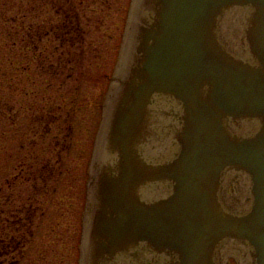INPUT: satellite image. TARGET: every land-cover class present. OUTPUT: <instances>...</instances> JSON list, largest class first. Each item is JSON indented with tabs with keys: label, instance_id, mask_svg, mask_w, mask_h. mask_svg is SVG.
I'll return each mask as SVG.
<instances>
[{
	"label": "water",
	"instance_id": "obj_1",
	"mask_svg": "<svg viewBox=\"0 0 264 264\" xmlns=\"http://www.w3.org/2000/svg\"><path fill=\"white\" fill-rule=\"evenodd\" d=\"M81 250L80 264H264V0L131 1Z\"/></svg>",
	"mask_w": 264,
	"mask_h": 264
},
{
	"label": "rangeland",
	"instance_id": "obj_2",
	"mask_svg": "<svg viewBox=\"0 0 264 264\" xmlns=\"http://www.w3.org/2000/svg\"><path fill=\"white\" fill-rule=\"evenodd\" d=\"M5 1L8 12L4 11L6 18L0 23V235L22 236V230L4 229L19 216L7 212L17 214L14 210L19 212L23 201L34 192L31 175L25 174L26 166L34 164L36 174L48 178L50 172L43 166L51 161L58 170L48 186L40 179L41 190L36 196L42 201L41 209L35 220L34 239L22 264H79L86 184L132 0H62L73 2L75 7L84 1V11L83 38L70 48L74 62L60 75L50 66L62 64L58 58L63 54L65 57L60 59H68L69 43L60 47L61 54L56 53L54 47L59 43L52 25L61 23L62 16L53 7L54 1ZM46 30L49 33L44 36ZM71 72L74 76L69 78ZM77 89L81 94L80 115L72 149L61 153L66 162L61 166L56 163L60 154L54 147L59 134L53 131L41 138L39 133L37 143H31L35 133L29 132L30 121L25 116H33L48 94L60 97ZM23 143L29 148H23ZM21 163L25 167L22 170ZM6 218L10 219L7 224Z\"/></svg>",
	"mask_w": 264,
	"mask_h": 264
},
{
	"label": "flooded vegetation",
	"instance_id": "obj_3",
	"mask_svg": "<svg viewBox=\"0 0 264 264\" xmlns=\"http://www.w3.org/2000/svg\"><path fill=\"white\" fill-rule=\"evenodd\" d=\"M60 30V28L55 29V31ZM72 27L69 24V28L66 30V34L68 36L69 48L67 50L68 59L61 60L60 58L65 57L64 54L62 57L58 58V61L62 62L59 66H55L52 64L50 67L53 69L56 75H60V72L64 69H69V65L74 62V58L72 60V50L71 47L75 45L76 39L82 32L80 30ZM55 38L59 36L58 32L53 33ZM65 42V44H66ZM64 43V42H63ZM62 43V44H63ZM71 43V44H70ZM64 44V46H65ZM66 47V46H65ZM59 53V52H58ZM64 53V52H62ZM61 54V53H60ZM84 55V51L81 53ZM65 72V71H63ZM74 76V72H71L68 77L71 78ZM50 86V85H49ZM44 102H41L40 106L36 108V113L34 111L33 116L28 117L27 115L25 118H28L30 121L29 132L35 133V136L32 138L31 143H37L36 137L39 136L44 138L46 136L52 135L53 131H56L59 134V137H55V144L54 147L58 149V159L57 165L65 166L66 162L64 158L61 157V153H69L73 146V136L75 135V126L76 120L79 119L80 109H81V94L79 95V90L77 89L76 92H72L68 90L67 93H63L60 97H55L53 95H47L43 98ZM67 131V132H66ZM66 132V133H65ZM46 146H50L46 144ZM22 147L27 149L29 148L27 143H23ZM34 164H29L26 166L25 174L31 175V179L33 180L32 188L34 192L30 194L27 200L22 203V207L18 211H15L17 214L10 213L11 216L16 217L19 215L15 221H10L9 218H6L7 226L4 227L6 230H22V236L16 235H9L7 233H2L0 235V264H22L23 258L27 255V247L32 244V240L35 236V220L38 216L37 213L41 209L42 201L36 196L38 195L39 191L41 190V185L39 183L45 184V186L49 185L50 177H54L56 174V170H58L57 166L51 164V161H48L46 165L43 166V169L49 171L48 178L38 176L36 171H34ZM25 168L24 164L21 163V170ZM89 169V168H88ZM42 179V180H40ZM53 179V178H52ZM43 186V185H42ZM44 188V186H43ZM230 189H232L230 187ZM233 191V190H232ZM86 199H87V184H86V191H85V203H84V210L86 208ZM13 212V211H12ZM44 214V213H42ZM85 214V213H84ZM44 217V216H43ZM82 214V219H83ZM82 222V220H81ZM11 224H13L11 226ZM16 225V226H15ZM82 226V225H81ZM17 229H16V228ZM20 233V232H18ZM1 234V232H0ZM4 234V235H3ZM7 235V236H6ZM19 237V238H18ZM232 260L229 261V264Z\"/></svg>",
	"mask_w": 264,
	"mask_h": 264
},
{
	"label": "trees",
	"instance_id": "obj_4",
	"mask_svg": "<svg viewBox=\"0 0 264 264\" xmlns=\"http://www.w3.org/2000/svg\"><path fill=\"white\" fill-rule=\"evenodd\" d=\"M45 1H49V0H45ZM54 1L53 2V7L56 8L57 13L62 16V22L61 23H57V24H53V30L54 33L58 32L59 36L56 38V40L58 41L59 45H55L54 49L56 51V53H61V48L60 47H65L64 44L66 41H68V36L66 34V30L69 28V24L72 27H75L76 29L80 30L82 33L79 34V36L77 37L76 41H79L80 38H83V29L81 26V12L84 11L83 7L81 5H84V1H80V4L78 3V7L74 6V3L72 2V4L70 3V1H62L59 0L60 2H58V0H51ZM0 9L3 10V12H1L0 14H3V16H0V23L2 22V19L6 18L4 11H7V3L5 0H0ZM79 9V10H78ZM5 16V17H4ZM57 28H60V30H56ZM77 30V31H78ZM5 31V30H4ZM47 31V30H46ZM49 33V31L44 32V36L47 35ZM55 37V35H54ZM64 42V43H63ZM63 43V44H62ZM7 103L5 102V105ZM4 105V106H5ZM5 112L7 113V111L5 110Z\"/></svg>",
	"mask_w": 264,
	"mask_h": 264
}]
</instances>
